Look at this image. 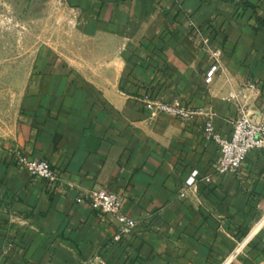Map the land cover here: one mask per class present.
Listing matches in <instances>:
<instances>
[{"label":"crops","instance_id":"obj_1","mask_svg":"<svg viewBox=\"0 0 264 264\" xmlns=\"http://www.w3.org/2000/svg\"><path fill=\"white\" fill-rule=\"evenodd\" d=\"M10 29L0 264H225L244 243L231 264H264V150L220 174L204 131L230 139L242 110L264 122V0H0V38ZM148 101L200 115L153 116ZM17 152L59 182L32 178ZM95 189L126 195L138 227L125 241L84 197Z\"/></svg>","mask_w":264,"mask_h":264},{"label":"built area","instance_id":"obj_2","mask_svg":"<svg viewBox=\"0 0 264 264\" xmlns=\"http://www.w3.org/2000/svg\"><path fill=\"white\" fill-rule=\"evenodd\" d=\"M213 63L206 72L208 80L214 79L221 70L219 55L213 56ZM250 91H256L255 85L248 86ZM147 109L153 115H169L182 121H192L200 113L187 108L182 104L170 105L161 102L148 101ZM205 134L208 139L214 141L220 148L221 160L217 166V172L220 174L232 173L238 174L246 163L249 154L256 149L264 150V122H253L249 119L247 113L242 110L241 116L233 123V132L230 139L214 133V126L208 123L205 128ZM15 158L18 164L26 170L34 179H40L46 182L48 187L55 186L60 177L52 166L44 160L29 159L23 153L17 152ZM199 172H194L187 180V188H193L197 185ZM205 181L208 183L209 179ZM88 200L92 209L100 217L107 221L110 218L117 223V233L113 238L114 243L125 241L138 227V222L127 216L124 212L127 197L120 191L109 192L103 189H95L83 194ZM186 192L181 194L185 197ZM245 243L239 246L225 264H231Z\"/></svg>","mask_w":264,"mask_h":264},{"label":"rangeland","instance_id":"obj_3","mask_svg":"<svg viewBox=\"0 0 264 264\" xmlns=\"http://www.w3.org/2000/svg\"><path fill=\"white\" fill-rule=\"evenodd\" d=\"M10 25L14 26L13 23H11ZM16 34H17L16 31H14L13 29L8 30V37H6L5 39L4 38H0V45L2 44L1 40H7V39L10 41V43L14 44L15 43L14 41L16 39ZM8 56L12 57V56H14V53H8V54L0 53V59H6V57H8Z\"/></svg>","mask_w":264,"mask_h":264}]
</instances>
